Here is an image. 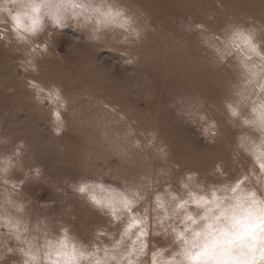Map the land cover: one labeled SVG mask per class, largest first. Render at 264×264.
I'll return each mask as SVG.
<instances>
[{
	"label": "rangeland",
	"instance_id": "1",
	"mask_svg": "<svg viewBox=\"0 0 264 264\" xmlns=\"http://www.w3.org/2000/svg\"><path fill=\"white\" fill-rule=\"evenodd\" d=\"M76 2L83 7L59 19L43 9L35 32L18 33L22 0H0V264H23L27 248L62 228L101 259L104 249L126 254L135 240L121 239L127 215L113 219L90 202L78 191L84 182L101 199L138 193L133 211L147 209L148 228L138 264H151L153 253L171 259L184 212H202L189 191L209 200L215 191L227 204L230 187L247 177L243 189L264 197L260 149L240 147L260 145V133L226 108L238 91L245 116L264 99V77L246 83V51L232 39L235 30L250 34L264 52V0ZM109 5L130 28L95 23L91 9ZM181 198L189 204L174 213Z\"/></svg>",
	"mask_w": 264,
	"mask_h": 264
},
{
	"label": "snow or ice",
	"instance_id": "2",
	"mask_svg": "<svg viewBox=\"0 0 264 264\" xmlns=\"http://www.w3.org/2000/svg\"><path fill=\"white\" fill-rule=\"evenodd\" d=\"M22 7L24 11L13 17L15 30L18 33H33L43 9L47 8L55 19H59L65 10L83 5H78L76 0H22ZM91 12L97 25L114 24L121 28H130V19L120 9L109 5L91 9ZM232 39L237 47H243L246 51V58L242 61L246 83H251L258 76L264 77V52L253 43L251 35L235 30ZM254 57L259 60V65L248 63L253 61ZM257 68H260L259 72L255 71ZM261 90L264 91V86ZM236 95L240 97L238 104L246 99L243 91H238ZM238 104L226 103L229 115L259 131L261 137L260 145L254 142L246 145L242 140L240 147L250 153L260 149L254 159L264 172V99H258L252 104L250 116L243 115ZM246 179L247 177H242L230 187L233 195L227 204L219 202L215 191L212 192L211 200L189 191L191 203L197 208H202V212L195 215L184 212L182 230L173 229L175 241L179 243V251L173 252L171 259L167 260H160L158 255L153 253L151 264H264V197L258 196L254 190L245 191L242 185ZM78 191L85 194L94 205L108 210L113 219H119L122 214L127 215V225L121 239L131 233L135 235V240L126 254H122L118 259L116 255L109 256L108 249H104V257L101 259L98 249L89 250L87 246L71 238L66 228H62L61 235L54 240L45 235L41 246L27 248L24 251L23 264H112L113 261L115 264H125V261L126 264H138L139 256L145 254L147 249L145 238L148 235L147 209L144 215H137L133 211L139 194L114 193L101 199L90 190L87 182L82 183ZM172 199L175 201L177 197L173 196ZM187 204L189 200L181 198L175 203L172 211L179 213ZM155 208L162 210L167 217L168 206L160 194L155 196ZM14 224L19 232L20 222L15 221ZM119 243L116 242L117 245ZM137 243L139 247L136 246Z\"/></svg>",
	"mask_w": 264,
	"mask_h": 264
}]
</instances>
